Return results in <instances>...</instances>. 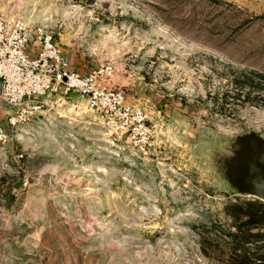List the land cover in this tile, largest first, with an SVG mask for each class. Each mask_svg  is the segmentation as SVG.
Here are the masks:
<instances>
[{"label": "rangeland", "instance_id": "1", "mask_svg": "<svg viewBox=\"0 0 264 264\" xmlns=\"http://www.w3.org/2000/svg\"><path fill=\"white\" fill-rule=\"evenodd\" d=\"M0 11L43 24L71 69L110 64L101 80L148 128L134 144L58 87L11 125L0 99V264H213L194 227L254 197L218 160L236 134L264 138V97L220 94L235 92L232 72L264 74V0H0Z\"/></svg>", "mask_w": 264, "mask_h": 264}, {"label": "built area", "instance_id": "2", "mask_svg": "<svg viewBox=\"0 0 264 264\" xmlns=\"http://www.w3.org/2000/svg\"><path fill=\"white\" fill-rule=\"evenodd\" d=\"M110 64H99L85 72L71 69L51 31L43 24H28L19 16L0 11V99L14 107L7 114L11 125L40 110L39 98L57 87L74 90L90 110L99 111L104 125L124 132L134 144L148 138L145 114L129 104L119 88L101 80ZM6 134L0 126V140Z\"/></svg>", "mask_w": 264, "mask_h": 264}, {"label": "trees", "instance_id": "3", "mask_svg": "<svg viewBox=\"0 0 264 264\" xmlns=\"http://www.w3.org/2000/svg\"><path fill=\"white\" fill-rule=\"evenodd\" d=\"M262 79L264 74L255 70L232 72L228 82L235 92L226 88L220 96L236 99L241 95L243 101L253 102L249 95L254 91L253 96L263 98ZM257 101L253 103H263ZM221 209L223 220L209 216L194 227L199 253L213 264H264V201L257 197L228 199Z\"/></svg>", "mask_w": 264, "mask_h": 264}, {"label": "water", "instance_id": "4", "mask_svg": "<svg viewBox=\"0 0 264 264\" xmlns=\"http://www.w3.org/2000/svg\"><path fill=\"white\" fill-rule=\"evenodd\" d=\"M218 167L236 193L264 201V138L257 132L236 134L229 152L219 155Z\"/></svg>", "mask_w": 264, "mask_h": 264}, {"label": "crops", "instance_id": "5", "mask_svg": "<svg viewBox=\"0 0 264 264\" xmlns=\"http://www.w3.org/2000/svg\"><path fill=\"white\" fill-rule=\"evenodd\" d=\"M59 88V87H58ZM52 90V89H51ZM47 91H49V90H47ZM78 95V94H77ZM79 96V95H78Z\"/></svg>", "mask_w": 264, "mask_h": 264}]
</instances>
